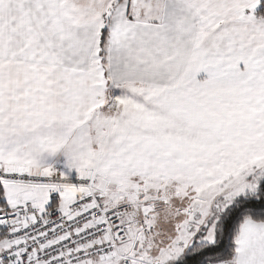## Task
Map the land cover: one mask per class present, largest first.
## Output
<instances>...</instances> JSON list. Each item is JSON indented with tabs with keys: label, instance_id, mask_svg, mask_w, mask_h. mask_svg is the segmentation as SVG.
<instances>
[{
	"label": "snow or ice",
	"instance_id": "obj_1",
	"mask_svg": "<svg viewBox=\"0 0 264 264\" xmlns=\"http://www.w3.org/2000/svg\"><path fill=\"white\" fill-rule=\"evenodd\" d=\"M0 264H264V0H0Z\"/></svg>",
	"mask_w": 264,
	"mask_h": 264
}]
</instances>
